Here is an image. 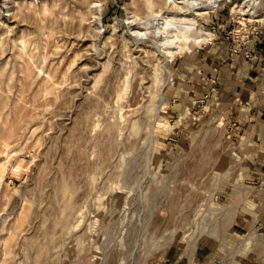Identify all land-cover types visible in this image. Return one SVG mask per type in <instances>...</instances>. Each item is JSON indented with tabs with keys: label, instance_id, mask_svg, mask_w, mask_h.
Listing matches in <instances>:
<instances>
[{
	"label": "rangeland",
	"instance_id": "1",
	"mask_svg": "<svg viewBox=\"0 0 264 264\" xmlns=\"http://www.w3.org/2000/svg\"><path fill=\"white\" fill-rule=\"evenodd\" d=\"M254 63L264 0H0V264L237 258L211 101Z\"/></svg>",
	"mask_w": 264,
	"mask_h": 264
},
{
	"label": "crops",
	"instance_id": "2",
	"mask_svg": "<svg viewBox=\"0 0 264 264\" xmlns=\"http://www.w3.org/2000/svg\"><path fill=\"white\" fill-rule=\"evenodd\" d=\"M216 77L213 90L222 92V96H214L211 103L224 108L228 138L231 136L228 145L245 167L243 173L226 178L230 186L217 212L223 217L220 228L249 235L240 241L237 258L230 255L228 264H264V68L255 63L229 65ZM216 249L207 247L208 261L213 264Z\"/></svg>",
	"mask_w": 264,
	"mask_h": 264
}]
</instances>
